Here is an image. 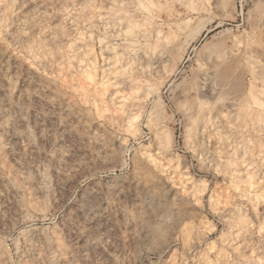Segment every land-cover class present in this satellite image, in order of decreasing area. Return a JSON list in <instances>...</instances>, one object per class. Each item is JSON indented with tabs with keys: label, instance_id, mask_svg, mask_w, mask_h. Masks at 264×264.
<instances>
[{
	"label": "rangeland",
	"instance_id": "rangeland-1",
	"mask_svg": "<svg viewBox=\"0 0 264 264\" xmlns=\"http://www.w3.org/2000/svg\"><path fill=\"white\" fill-rule=\"evenodd\" d=\"M0 264H264V0H0Z\"/></svg>",
	"mask_w": 264,
	"mask_h": 264
},
{
	"label": "bare ground",
	"instance_id": "bare-ground-1",
	"mask_svg": "<svg viewBox=\"0 0 264 264\" xmlns=\"http://www.w3.org/2000/svg\"><path fill=\"white\" fill-rule=\"evenodd\" d=\"M199 23V22H198ZM201 30L198 28V27H194L193 28V30H191L190 31V33H189V35L187 36V38H186V40L184 41V42H182L183 43V45H182V43H181V47L179 48V51H180V59L182 58V56H183V54H184V52H185V50H187V48H189V47H191L197 40H198V38L199 37H201L200 36V32ZM170 38V37H169ZM168 39V38H167ZM169 41H170V39H168ZM168 41V42H169ZM171 42V41H170ZM223 42V41H222ZM222 42L220 43L221 44V46H222ZM170 43H168V45H169ZM207 44V43H206ZM219 43H218V45H220ZM217 45V46H218ZM180 46V45H179ZM206 46V45H205ZM224 46V45H223ZM222 46V47H223ZM176 47V46H175ZM173 48V47H172ZM164 54V53H163ZM163 54L161 53V55H160V59L163 57ZM216 56H218L217 58H214L213 60H212V62L214 63V66L215 67H217V69H218V71H217V73H216V78L218 79V81L217 82H219L220 84H226L228 81H229V79H230V76H231V72H232V67L229 65V64H224L222 61L221 62H219V60H220V55H216ZM222 58H224V55H222V57H221V59ZM218 59V60H217ZM200 75V74H199ZM204 75V74H203ZM196 76H197V74H196ZM203 77V76H202ZM201 77V78H202ZM203 79V78H202ZM216 79V80H217ZM219 83H218V85H219ZM211 92H212V90H211Z\"/></svg>",
	"mask_w": 264,
	"mask_h": 264
}]
</instances>
